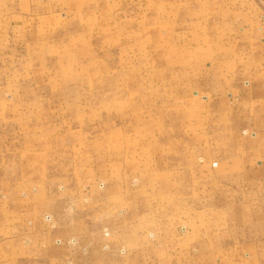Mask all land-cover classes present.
<instances>
[{"label":"rangeland","instance_id":"1","mask_svg":"<svg viewBox=\"0 0 264 264\" xmlns=\"http://www.w3.org/2000/svg\"><path fill=\"white\" fill-rule=\"evenodd\" d=\"M108 1V13L91 25L63 15L32 37L6 30L0 174L53 173L81 185L103 179L113 192L130 183L137 204L172 211L193 191L186 173L193 157L223 128L221 115L189 100L195 89L207 96L208 70L230 52L228 30L219 27L228 15L218 3L210 11L199 2L191 12L189 0ZM160 172L166 183L154 187Z\"/></svg>","mask_w":264,"mask_h":264},{"label":"crops","instance_id":"2","mask_svg":"<svg viewBox=\"0 0 264 264\" xmlns=\"http://www.w3.org/2000/svg\"><path fill=\"white\" fill-rule=\"evenodd\" d=\"M102 1L0 0V44L7 29L32 37L41 23L59 26L63 15L98 23L111 5L104 0L102 9ZM189 1L191 12L199 2L210 11L218 3L228 15L218 22L230 52L208 70L207 96L195 89L189 100L221 115L223 128L186 171L188 200L182 194L174 210H151L136 203L130 183L113 192L103 179L62 184L53 173H2L0 264H264V0ZM166 173L151 185L166 183Z\"/></svg>","mask_w":264,"mask_h":264},{"label":"built area","instance_id":"3","mask_svg":"<svg viewBox=\"0 0 264 264\" xmlns=\"http://www.w3.org/2000/svg\"><path fill=\"white\" fill-rule=\"evenodd\" d=\"M57 243L59 244L60 242L57 241ZM104 248L106 249V247H104ZM81 252H85V248H82V249H81ZM121 252H124V250H121Z\"/></svg>","mask_w":264,"mask_h":264}]
</instances>
